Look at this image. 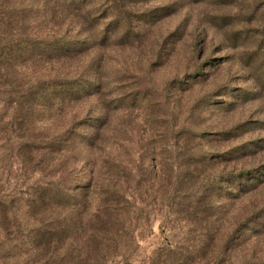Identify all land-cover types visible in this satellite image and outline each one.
I'll use <instances>...</instances> for the list:
<instances>
[{"label":"rangeland","instance_id":"rangeland-1","mask_svg":"<svg viewBox=\"0 0 264 264\" xmlns=\"http://www.w3.org/2000/svg\"><path fill=\"white\" fill-rule=\"evenodd\" d=\"M19 37L91 49L21 60L2 92L93 86L30 116L0 102V197L17 217L6 234L0 214V264H39L28 195L63 173L139 210L98 249L90 228L66 233L57 264H264V0H0V44Z\"/></svg>","mask_w":264,"mask_h":264},{"label":"trees","instance_id":"trees-1","mask_svg":"<svg viewBox=\"0 0 264 264\" xmlns=\"http://www.w3.org/2000/svg\"><path fill=\"white\" fill-rule=\"evenodd\" d=\"M80 3L84 0H75ZM91 49L87 41L52 39L45 40L39 38H17L9 41L5 46L0 44V80L6 75L8 68L17 65L21 60L27 61L30 58H72L80 53ZM3 71L5 73H3ZM86 85L90 82L82 83L78 80L55 79L53 81H40L29 87L7 86V91H1L4 84L0 81V102L14 103L13 117L18 118L21 113L30 116L31 111L37 105H45L50 101H66L67 99H77L89 93L90 89ZM5 99V100H4ZM13 107V106H12ZM63 151L66 148H57ZM14 156H10V160ZM52 177V176H51ZM99 185L94 175L84 183L69 182L66 174H61L55 180L41 181L31 195H28L29 220H34L28 236V244L33 248V254L39 264H57L52 258H47L48 254L63 241V236L68 232L79 229L90 228L98 235L93 242L95 246L101 248L103 241L100 236L107 233H119L132 225L138 208L131 205L127 195L111 188L99 190ZM6 199L0 197V214L2 215L1 228L9 233L13 222L17 217L10 208L9 202L13 200L12 194L6 195ZM98 201V205L90 210L92 204ZM83 214H90L89 225L81 222ZM11 215V217H10ZM12 220V221H11ZM19 226V225H17ZM37 227V228H36ZM131 227V226H129ZM112 243L117 244L115 240ZM109 254H98L100 260H107ZM100 262V261H98ZM98 264V263H97Z\"/></svg>","mask_w":264,"mask_h":264}]
</instances>
